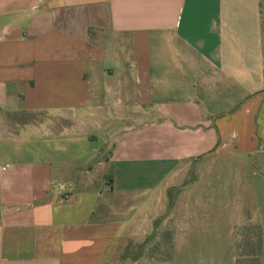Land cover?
Wrapping results in <instances>:
<instances>
[{"label": "crops", "instance_id": "1", "mask_svg": "<svg viewBox=\"0 0 264 264\" xmlns=\"http://www.w3.org/2000/svg\"><path fill=\"white\" fill-rule=\"evenodd\" d=\"M263 30L261 0H0V264H124L188 168L264 155Z\"/></svg>", "mask_w": 264, "mask_h": 264}, {"label": "rangeland", "instance_id": "2", "mask_svg": "<svg viewBox=\"0 0 264 264\" xmlns=\"http://www.w3.org/2000/svg\"><path fill=\"white\" fill-rule=\"evenodd\" d=\"M261 8L264 24V0ZM263 161L226 152L195 163L157 228L117 255L124 264H264Z\"/></svg>", "mask_w": 264, "mask_h": 264}, {"label": "trees", "instance_id": "3", "mask_svg": "<svg viewBox=\"0 0 264 264\" xmlns=\"http://www.w3.org/2000/svg\"><path fill=\"white\" fill-rule=\"evenodd\" d=\"M260 246V245H259Z\"/></svg>", "mask_w": 264, "mask_h": 264}]
</instances>
